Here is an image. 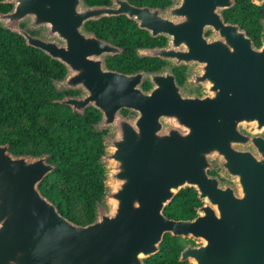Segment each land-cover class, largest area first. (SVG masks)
<instances>
[{
	"label": "water",
	"instance_id": "obj_1",
	"mask_svg": "<svg viewBox=\"0 0 264 264\" xmlns=\"http://www.w3.org/2000/svg\"><path fill=\"white\" fill-rule=\"evenodd\" d=\"M110 1L2 0L12 8L0 10V26L65 65V77L53 81L58 92L80 91L55 102L81 114L97 108L94 130L106 133L105 193L86 225L43 193L55 169L49 153L0 144V264H145L166 233L194 241L180 253L189 264H264V19L257 46L226 20L236 0H171L166 8ZM118 15L167 37L137 54L168 65L111 68L108 57L123 48L86 23ZM175 66H187L184 84ZM185 187L201 201L196 215L167 216Z\"/></svg>",
	"mask_w": 264,
	"mask_h": 264
},
{
	"label": "trees",
	"instance_id": "obj_2",
	"mask_svg": "<svg viewBox=\"0 0 264 264\" xmlns=\"http://www.w3.org/2000/svg\"><path fill=\"white\" fill-rule=\"evenodd\" d=\"M89 4H109L110 0H86ZM136 5L157 6L165 0H129ZM10 3L0 0V10L8 11ZM226 20L239 23L256 45L262 44L264 3L236 0L224 11ZM89 30L123 48V53L110 56L113 69L134 72L158 70L165 61L158 57H139L137 48L155 45L159 40L125 15L102 17L87 23ZM179 82L185 79L184 67H175ZM63 63L28 46L23 36L0 26V144L9 143L16 154H50L55 169L41 182L43 193L61 213L78 224H89L96 218V202L105 193V169L100 163L104 152L103 135L94 130L100 111L90 106L85 114L74 112L66 104L55 102L66 93L58 92L55 79L65 77ZM145 88L151 84L145 82ZM124 113L128 110L124 109ZM218 173L219 170L212 171ZM201 204L193 187L183 188L165 208L175 219L192 218ZM187 239L166 233L160 250L146 259V264H184L179 260Z\"/></svg>",
	"mask_w": 264,
	"mask_h": 264
},
{
	"label": "flooded vegetation",
	"instance_id": "obj_3",
	"mask_svg": "<svg viewBox=\"0 0 264 264\" xmlns=\"http://www.w3.org/2000/svg\"><path fill=\"white\" fill-rule=\"evenodd\" d=\"M110 3H111V1H110ZM171 3H172V1L171 0H165V3L164 4H159V5H157V6H151V5H139V6H150V7H160V8H166V7H168L169 5H171ZM226 10V9H225ZM224 10V11H225ZM225 15V14H224ZM89 22V21H88ZM87 22V23H88ZM87 23H86V28H87ZM137 23V22H136ZM88 29V28H87ZM89 30V29H88ZM145 30V29H144ZM92 31V30H91ZM148 33L151 35V33L148 31ZM211 33V31L210 30H208L207 32H206V35H209ZM152 36V35H151ZM152 37H154V38H156L157 40H159L160 42H158L157 44H155V45H149V46H140V47H157V46H164L167 42H168V38L167 37H165V36H162V35H159V36H152ZM257 46H261V45H257ZM117 55V54H116ZM110 57V56H109ZM108 57V58H109ZM163 60V59H162ZM165 61V64L162 66V67H164V66H166V65H168V62L166 61V60H164ZM109 65V64H108ZM161 67V68H162ZM175 67H181V66H175ZM174 67V68H175ZM182 67H184V76H185V79L182 81V82H179L180 84H184L185 83V81H186V78H187V76H186V71H187V66H182ZM174 68H173V71H174ZM175 73V72H174ZM176 75V74H175ZM176 78H177V76H176ZM178 80V79H177ZM151 84V83H150ZM151 87V86H150ZM149 87V88H150ZM75 91V93H73L72 95H78L79 93H80V91L79 90H74ZM195 92H197V93H200V91H201V87H197V88H195V90H194ZM66 94H70V93H66ZM217 170V169H216ZM219 170V169H218ZM213 173V172H212ZM215 174H217V173H215ZM187 239V241H186V244L185 245H187V243H189V242H194L192 239H190V238H186ZM185 247V246H184ZM146 261V260H145ZM181 262H185L184 264H189V261H181ZM145 264H146V262H145Z\"/></svg>",
	"mask_w": 264,
	"mask_h": 264
}]
</instances>
